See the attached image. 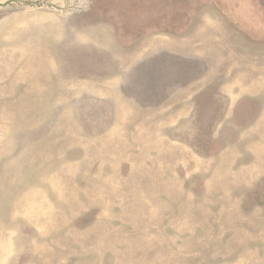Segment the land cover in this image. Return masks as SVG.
Returning a JSON list of instances; mask_svg holds the SVG:
<instances>
[{"label":"rangeland","instance_id":"374dc122","mask_svg":"<svg viewBox=\"0 0 264 264\" xmlns=\"http://www.w3.org/2000/svg\"><path fill=\"white\" fill-rule=\"evenodd\" d=\"M0 264H264V0H0Z\"/></svg>","mask_w":264,"mask_h":264}]
</instances>
